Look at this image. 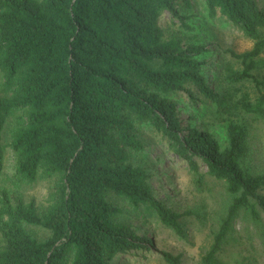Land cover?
<instances>
[{
  "label": "trees",
  "instance_id": "16d2710c",
  "mask_svg": "<svg viewBox=\"0 0 264 264\" xmlns=\"http://www.w3.org/2000/svg\"><path fill=\"white\" fill-rule=\"evenodd\" d=\"M196 1L254 42L227 51L233 61L217 86L205 77L208 47L191 23ZM180 94L210 106L225 141L215 126L183 125ZM17 113L15 177L51 187L44 205L2 194L0 264H117L148 254L153 238L130 224L143 211L183 234L180 219L194 212L157 198L148 154L156 144L199 184L208 176L226 185L230 202L202 256L225 264L237 218L244 212L258 225L264 215V174L249 167L252 127L264 121V8L258 0H0V182L5 128Z\"/></svg>",
  "mask_w": 264,
  "mask_h": 264
},
{
  "label": "rangeland",
  "instance_id": "374dc122",
  "mask_svg": "<svg viewBox=\"0 0 264 264\" xmlns=\"http://www.w3.org/2000/svg\"><path fill=\"white\" fill-rule=\"evenodd\" d=\"M264 8V0H258ZM194 17L191 19L195 33L208 47L205 55V77L207 81L217 86L224 73V65L233 61L227 53L233 50L243 53L253 49L254 42L237 31L229 23L217 18L210 20L199 1L195 3ZM170 16L165 15L161 26L170 23ZM180 118L184 126H193L200 130H210L215 126L219 129L223 141L225 130L216 125L209 115V105L195 108L187 95L177 97ZM22 113L11 116L4 133L5 169L0 182V198L7 192L12 201L18 199L25 202L35 201L38 205L46 203L50 182L37 181L33 184L22 183L15 177V158L11 148L12 132L18 125L17 118ZM225 138V139H224ZM251 154L249 167L253 173L264 174V121L253 124L250 139ZM150 148L149 159L154 169L152 180L156 196L168 208L183 215L180 219L183 234L172 228L164 227L157 216L143 211L140 218H134L130 224L141 236L153 238V249L147 252L130 253L121 257L117 264H167L162 257L163 252L180 257L183 264H202V256L209 249L220 217L224 214L230 198L226 185L208 176L203 183H198L195 174L189 170L186 163L172 153H165L162 147ZM204 174L206 169L199 168ZM264 194V187L261 190ZM39 238L46 237L41 230H34ZM231 240L221 255L225 264H264V215L261 213L260 224H255L244 212L234 223Z\"/></svg>",
  "mask_w": 264,
  "mask_h": 264
}]
</instances>
